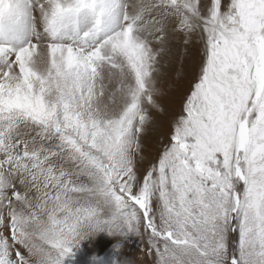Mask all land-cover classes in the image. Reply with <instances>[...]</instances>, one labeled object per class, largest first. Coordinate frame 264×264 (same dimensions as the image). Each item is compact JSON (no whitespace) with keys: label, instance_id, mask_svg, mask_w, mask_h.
<instances>
[{"label":"snow or ice","instance_id":"snow-or-ice-1","mask_svg":"<svg viewBox=\"0 0 264 264\" xmlns=\"http://www.w3.org/2000/svg\"><path fill=\"white\" fill-rule=\"evenodd\" d=\"M99 232L147 235L155 264H264V0H0V264Z\"/></svg>","mask_w":264,"mask_h":264},{"label":"rangeland","instance_id":"rangeland-1","mask_svg":"<svg viewBox=\"0 0 264 264\" xmlns=\"http://www.w3.org/2000/svg\"><path fill=\"white\" fill-rule=\"evenodd\" d=\"M191 45L199 48L196 42ZM162 140L150 132L145 137V156L155 155ZM235 239V234L230 235V243ZM148 247L147 235L129 233L126 236H112L107 232L104 235L97 233L83 240L76 249L75 253L82 258L70 261L67 257L64 264H155V254L149 255Z\"/></svg>","mask_w":264,"mask_h":264},{"label":"bare ground","instance_id":"bare-ground-1","mask_svg":"<svg viewBox=\"0 0 264 264\" xmlns=\"http://www.w3.org/2000/svg\"><path fill=\"white\" fill-rule=\"evenodd\" d=\"M173 50L175 51L177 48L181 52H183V40L177 36L174 37L171 41ZM198 43V42H196ZM199 46V44H198ZM198 54H199V48H194L192 45L189 46V54H188V60H187V66H191L195 61L198 60ZM183 90V84L177 88L172 89L164 98V103L168 108V114L165 116L157 117V123L153 127V129L150 132H153L154 135L158 136L159 138H162L163 140L166 137L167 130H168V123L173 113L179 111L180 108V96ZM149 132V133H150ZM102 233V235L105 234V232H99ZM80 247V246H79ZM76 250H74V254L69 256V260H79L82 258L78 253H75ZM84 258V257H83ZM67 259V258H65ZM68 262V261H67ZM80 262V261H79Z\"/></svg>","mask_w":264,"mask_h":264}]
</instances>
